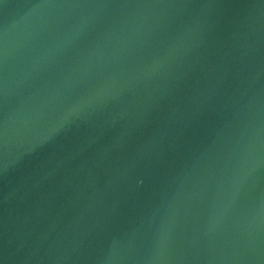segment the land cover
<instances>
[{
    "label": "water",
    "instance_id": "95a60500",
    "mask_svg": "<svg viewBox=\"0 0 264 264\" xmlns=\"http://www.w3.org/2000/svg\"><path fill=\"white\" fill-rule=\"evenodd\" d=\"M0 264H264V0H0Z\"/></svg>",
    "mask_w": 264,
    "mask_h": 264
}]
</instances>
